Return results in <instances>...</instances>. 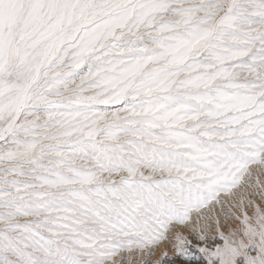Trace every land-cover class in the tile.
<instances>
[{
    "label": "snow or ice",
    "instance_id": "snow-or-ice-1",
    "mask_svg": "<svg viewBox=\"0 0 264 264\" xmlns=\"http://www.w3.org/2000/svg\"><path fill=\"white\" fill-rule=\"evenodd\" d=\"M0 264H264V0H0Z\"/></svg>",
    "mask_w": 264,
    "mask_h": 264
},
{
    "label": "rangeland",
    "instance_id": "rangeland-1",
    "mask_svg": "<svg viewBox=\"0 0 264 264\" xmlns=\"http://www.w3.org/2000/svg\"><path fill=\"white\" fill-rule=\"evenodd\" d=\"M165 250H167L169 253H170V252H173V251H172L171 244H170L169 242H165L163 245H161V247H160V252H163V251H165ZM160 252H158L157 255H159Z\"/></svg>",
    "mask_w": 264,
    "mask_h": 264
},
{
    "label": "bare ground",
    "instance_id": "bare-ground-1",
    "mask_svg": "<svg viewBox=\"0 0 264 264\" xmlns=\"http://www.w3.org/2000/svg\"><path fill=\"white\" fill-rule=\"evenodd\" d=\"M169 254H170V255H174V253H173V252H170Z\"/></svg>",
    "mask_w": 264,
    "mask_h": 264
}]
</instances>
